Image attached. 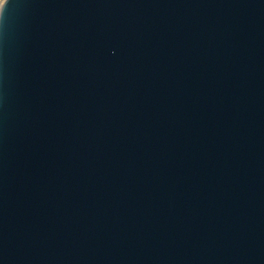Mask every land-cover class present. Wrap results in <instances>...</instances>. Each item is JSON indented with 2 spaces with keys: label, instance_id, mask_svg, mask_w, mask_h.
Here are the masks:
<instances>
[{
  "label": "water",
  "instance_id": "1",
  "mask_svg": "<svg viewBox=\"0 0 264 264\" xmlns=\"http://www.w3.org/2000/svg\"><path fill=\"white\" fill-rule=\"evenodd\" d=\"M0 264H264V0H4Z\"/></svg>",
  "mask_w": 264,
  "mask_h": 264
},
{
  "label": "rangeland",
  "instance_id": "2",
  "mask_svg": "<svg viewBox=\"0 0 264 264\" xmlns=\"http://www.w3.org/2000/svg\"><path fill=\"white\" fill-rule=\"evenodd\" d=\"M3 1H4V0H0V6H1V4L3 3Z\"/></svg>",
  "mask_w": 264,
  "mask_h": 264
}]
</instances>
